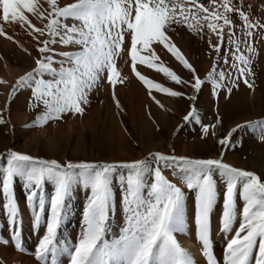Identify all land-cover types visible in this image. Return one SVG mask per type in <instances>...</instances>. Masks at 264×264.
I'll use <instances>...</instances> for the list:
<instances>
[{
  "label": "snow or ice",
  "instance_id": "obj_1",
  "mask_svg": "<svg viewBox=\"0 0 264 264\" xmlns=\"http://www.w3.org/2000/svg\"><path fill=\"white\" fill-rule=\"evenodd\" d=\"M215 3V0H212ZM51 11L42 9L38 0H0V13L4 22H22L32 32L48 39H37L36 67L19 77L12 93L20 88L33 90L34 107L42 106L37 126L60 119L64 114L83 115L90 103V95L104 81L113 90L127 77L121 74L117 61L126 53L130 56L131 68L149 90L163 92L171 97L183 93L153 81L137 71V65H146L169 77L177 85L190 84L199 92L206 82L196 74V69L174 44L167 32L173 24H186L190 29L202 32L204 23L219 37V43L211 45L217 53L224 46V29L227 27L229 45H235L232 63L227 56L224 63L237 73L214 64L207 74L216 90L226 89L231 93L242 80L249 88L251 61L241 52V41L234 38L235 27L230 13L238 12L243 19L246 37L253 36V29L264 25L253 23L249 15L232 5L231 0H222L219 8L210 11L203 4H195V12L185 8L176 0H75L66 6H59L58 0H47ZM195 3V0H193ZM25 12L47 21L37 27ZM204 13L197 19L198 13ZM191 14V18H190ZM71 21V23L69 22ZM192 21H195L193 23ZM222 21V23H220ZM0 35L12 39L0 26ZM126 39L129 47H125ZM210 42V41H209ZM211 43V42H210ZM56 44L73 50L61 53L59 65L56 63ZM162 45L176 60L193 73L191 81L182 80L179 75L163 62L157 63L158 55L153 45ZM249 52L255 51L245 42ZM147 53V54H143ZM45 77H48L47 79ZM0 83H5L0 80ZM155 100V96H152ZM195 100V96L189 97ZM159 104L160 101L156 100ZM117 107L120 106L116 100ZM184 120L201 124L202 134L215 135V122L202 123L197 109L193 106ZM4 123L0 117V124ZM264 122H249L248 127ZM244 127L238 125L237 128ZM233 129L232 131H236ZM264 138V128L261 129ZM231 142V133L219 140L221 145ZM5 180L2 190L7 198V213L13 225H18L20 209L16 199L14 184L19 178L28 190L27 201L34 213V225L45 224V234L35 250V258L40 264H64L61 257L68 258V264H195L194 257L177 238V233L185 231V204L188 191L195 194L194 220L198 240L202 243L207 264H216L211 239V218L220 198L218 182L223 186L222 229L233 233L237 219V198L243 201L241 222L226 245L227 264H264V178L253 171L242 170L214 158H188L161 152L132 162H67L34 158L28 154L9 151L6 158ZM171 169L172 175L183 186L172 182L163 172ZM119 169L126 172L119 177L123 185L121 196L125 216L122 234L111 242L106 234L110 214L115 208L114 176ZM45 182L52 185L50 198L44 194ZM83 186L90 190L87 207L83 214V229L75 244L59 243L58 234L66 218L71 215L70 200L74 188ZM186 189L188 191H186ZM47 206V216L46 213ZM17 247L23 250L21 233L15 232Z\"/></svg>",
  "mask_w": 264,
  "mask_h": 264
},
{
  "label": "rangeland",
  "instance_id": "obj_2",
  "mask_svg": "<svg viewBox=\"0 0 264 264\" xmlns=\"http://www.w3.org/2000/svg\"><path fill=\"white\" fill-rule=\"evenodd\" d=\"M73 2L75 0H58L59 6H66ZM176 2L182 3L185 8H191L192 12H195L196 3L203 4L210 11H214L219 8L222 0H215V3L212 0H195V3L193 0H176ZM231 3L248 14L253 23L264 25V0H231ZM38 5L42 6V9L51 11L47 0H38ZM219 11L222 12L223 9L219 8ZM25 15L37 27H43L47 23V21H41L34 14L25 12ZM203 15L205 14L202 12L198 13L197 19ZM229 15L235 26L232 29L234 38L241 41L240 50L251 61L248 79L253 83L252 89H249L242 80L237 81L238 87H234L230 81L225 80L224 83L227 86L233 87L229 94L224 88L216 90L213 82L207 80V74L212 70L214 64L217 71L223 68L226 72H231L233 77L237 75L234 69H230L229 65L224 63L225 56H227L229 64L233 62L232 52L235 49L234 44L227 43L230 31L227 27L224 29V46L221 47L218 59L217 53L211 45L218 44L219 37L207 28L206 22L202 21L204 23L202 32L190 29L183 23L173 24L172 30L167 32L168 36L196 69V74L206 81L199 92H196L190 84L177 85L163 73L139 64L137 71L141 74L165 87L183 93L182 96L171 97L163 92L152 90L150 95L148 87L134 74L130 56L124 53L118 59L117 67L127 79L116 86L115 98L111 86L102 81L100 86L91 93L90 103L85 106L83 115L68 113L60 119L51 120L43 126H37L38 115L42 114V106L34 107L33 90L20 88L13 94L12 89L19 77L36 67L35 59L39 57L36 37L39 34L32 32L22 22H4L2 13H0V26L8 36L12 37V39H8L0 35V80L5 82L0 83V117L4 120V123L0 124V156L6 158L9 151H17L34 158L56 160L61 164L67 162L119 163L132 162L145 158L149 153L161 152L188 158L222 159L223 162L233 167L253 171L264 178V168L262 167L264 162L261 158V153L264 155V138H262L261 131L264 124L255 127L247 126L249 122L253 124L257 121L264 122V109H262L264 96L259 100L258 94L252 95L256 88L263 91L264 95V28H255L253 36L246 37L243 19L238 12L234 11ZM69 22L71 23V21ZM192 22L195 23V21ZM45 39H48L47 34L39 36V40ZM246 41L255 51L247 50ZM53 47L56 49L57 65L62 59L61 53L73 50L71 46L65 47L60 44ZM125 47H129L127 39ZM152 47L159 57L157 63L163 62V66L175 71L182 80H192L193 73L176 60L162 45L154 44ZM6 64L17 69L15 77L11 76ZM152 96H155L156 99L154 100ZM191 96H195V100L190 99ZM233 96L240 98L239 100L242 99L245 111L244 114L239 112L237 118L229 120L223 115L222 110L228 107ZM116 100H119V107H117ZM156 100H159L160 103L157 104ZM193 106L197 109L202 123L215 122L217 118L219 119L214 130L215 135H212V130H210V134L205 137L202 134L200 123L184 120L185 115ZM259 109H262L263 116H260L257 111ZM255 111L257 117H255ZM229 121L233 122L230 124ZM238 125L244 127L237 128ZM233 129L237 130L233 132ZM42 130L49 133L47 137L44 138L40 135ZM229 133H231V142L221 145L219 140L226 138ZM108 136L112 137V145L107 141L106 137ZM6 167V159H0V264H40L35 258V250L45 234V224L42 222L39 227L34 225V213L27 201L28 190L19 178L15 181L14 190L20 217L18 225L11 223L6 207L7 198L2 190ZM124 172L126 170L119 169L114 176L113 188L116 204L110 214L109 228L106 234L110 242L122 234L125 220L120 199L123 194V185L119 179ZM163 172L172 182L178 183V178L172 175L171 169L165 168ZM178 186H183L182 182L178 183ZM218 189L221 196L218 198L211 218V232L216 237L211 234V239L216 264H227L226 245L241 222L243 201L238 192V214L233 233H225L222 229L224 188L219 182ZM52 191V185L45 182V196L50 198ZM186 191L188 190L186 189ZM89 195L90 190L83 186L77 185L74 188L70 200L67 202L71 208V215L66 218L58 234L59 242L62 244L78 242L84 226L83 214ZM185 207H188L185 209V214H193L191 222L194 227L190 226V229L193 231L195 229L197 232L194 220L195 194L191 191H188L186 196ZM45 216H47V206ZM214 223L219 227L217 232H214ZM17 229L21 233L20 242L23 250L17 247L15 237ZM6 247L11 251L4 254L3 250ZM17 253L24 258H16ZM61 259L64 264H68L67 257H61ZM200 262L207 264V257L204 256Z\"/></svg>",
  "mask_w": 264,
  "mask_h": 264
},
{
  "label": "bare ground",
  "instance_id": "obj_3",
  "mask_svg": "<svg viewBox=\"0 0 264 264\" xmlns=\"http://www.w3.org/2000/svg\"><path fill=\"white\" fill-rule=\"evenodd\" d=\"M260 59V58H259ZM165 63V62H164ZM7 65V64H6ZM139 65V64H138ZM142 66V65H141ZM7 67L9 68H7L8 70H10V74H11V76L12 77H15L17 74V69H15V68H11V67H9L8 65H7ZM131 71V70H130ZM261 76V75H260ZM11 77V78H12ZM143 84V83H142ZM261 86V85H260ZM241 88V87H240ZM243 89V88H242ZM245 91V90H244ZM243 91V92H244ZM262 92L263 91H261L260 89H255L253 92H252V95H255V94H258L259 95V97H258V99L259 100H261L262 99V97L264 96L263 94H262ZM247 96V95H246ZM234 97V96H233ZM237 97H239V96H237ZM243 97V96H242ZM256 97V96H255ZM247 98V97H246ZM245 98V99H246ZM254 98V97H253ZM237 99V100H236ZM240 99V98H239ZM238 98H236V97H234L231 101H230V104L228 105V107L227 108H224V110H222V113H223V115L224 116H226V118L227 119H235V118H237L239 115H238V113L239 112H241L242 114H244V111H245V106H244V103L242 102V99L241 100H239ZM246 101H247V99H246ZM222 103V102H221ZM261 103V102H260ZM226 105V104H225ZM205 106V105H204ZM264 106V105H263ZM226 107V106H225ZM260 107H261V104H260ZM259 107V108H260ZM262 109H264V107L262 108ZM261 109V110H262ZM260 109L259 110H257L259 113H260V116L262 115L263 116V114L261 113L262 111H261ZM264 112V111H263ZM255 117H257L256 115H257V112L255 111ZM258 113V114H259ZM241 114V115H242ZM248 114V113H247ZM213 115V114H212ZM249 115V114H248ZM244 116V115H243ZM247 116V115H246ZM223 117V116H222ZM235 117V118H234ZM242 117V116H241ZM245 117V116H244ZM248 117H250V116H248ZM258 117H259V115H258ZM243 118V117H242ZM112 119V118H111ZM145 119V118H144ZM247 119V118H246ZM249 119V118H248ZM146 120V119H145ZM221 120V119H220ZM115 121V120H114ZM230 122V121H229ZM233 122V121H232ZM232 122H230V124L232 123ZM144 123V122H143ZM142 123V124H143ZM228 123V122H227ZM105 125V124H104ZM233 125V124H232ZM111 126H112V124H111ZM145 126V125H144ZM60 130V129H59ZM49 134V133H48ZM47 131L46 130H42L41 132H40V135L42 136V137H47ZM72 135V134H71ZM110 135V134H109ZM107 138V141H108V143L109 144H111L112 145V137H110V136H108V137H106ZM159 139V138H158ZM143 140V139H142ZM212 142V141H211ZM107 143V142H106ZM108 145V144H107ZM106 145V146H107ZM214 146V145H213ZM218 147V146H217ZM212 148V147H211ZM213 149V148H212ZM248 149V148H247ZM251 149V148H250ZM246 152V151H245ZM241 153V152H240ZM244 153V152H243ZM227 155H228V153H227ZM230 157V156H229ZM261 158H262V160H263V162H264V155L261 153ZM230 161V160H229ZM264 164V163H263ZM263 168H264V165L262 166ZM262 172V171H261ZM178 183H180L179 181H177ZM188 207H185V209H187ZM192 215L193 214H191V213H187V214H185V220H186V224H185V231L183 232V233H177L176 235H177V238H178V240H179V242L181 243V245L186 249V250H188L190 253H191V255L194 257V260H195V264H201V262H200V260L202 261V259H204V255H203V247H202V243L198 240V233L195 231V229H194V231H193V229H190V226H193L194 227V225H192V222L191 221H193V217H192ZM25 217V216H24ZM214 226H215V228H214V232L216 231L217 232V230H219V227H217V224L216 223H214L213 224ZM196 226V225H195ZM221 229V228H220ZM212 231V230H211ZM211 234H212V236H215V235H213V233L211 232ZM216 237V236H215ZM61 245H62V242H59ZM4 254H5V252H8V251H11V249H9V248H4ZM16 258H20V257H22L21 255H19L18 253L16 254ZM22 258H24V257H22ZM27 258V257H26ZM25 258V259H26ZM21 259V258H20ZM34 261V260H33ZM35 263H37V262H35Z\"/></svg>",
  "mask_w": 264,
  "mask_h": 264
}]
</instances>
